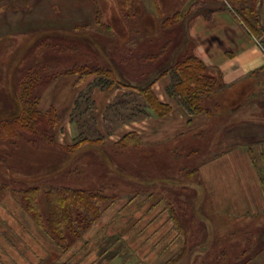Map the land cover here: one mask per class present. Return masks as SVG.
Returning <instances> with one entry per match:
<instances>
[{
    "label": "rangeland",
    "instance_id": "374dc122",
    "mask_svg": "<svg viewBox=\"0 0 264 264\" xmlns=\"http://www.w3.org/2000/svg\"><path fill=\"white\" fill-rule=\"evenodd\" d=\"M98 1L104 6L102 23L109 29L98 28L91 19L88 23L93 25L88 31L63 29L52 24L47 27L42 22L50 14L43 7L36 21L45 26L34 29L24 26L0 36V120L12 118L21 110L18 84L31 67L45 66L49 73H55L74 63L89 62L109 66L125 81L137 85L150 82L159 74V67L165 68L171 63L150 64L135 72L121 65L133 39L130 54L133 56L155 51L169 39L174 41L173 50L177 52V45L185 38L187 23L162 28V21L178 10L184 11L187 0H157L159 18L143 10L145 6L152 13L156 11L154 0H138L134 23L121 19L114 1ZM254 2L257 19L264 27V0ZM18 15L27 20L30 14ZM3 23L0 20V25ZM242 27L264 51L263 32L257 30L258 35H255L243 24ZM3 30L0 27V33ZM46 39L53 45L71 49H59L51 44L41 46ZM57 79L53 98L61 105L60 116L64 117L77 93L74 86L77 77L64 75ZM50 84L38 87L35 94L42 99ZM236 89L233 95L226 89L217 96L223 109L206 132L196 135L205 127L192 128L182 135L168 136L154 147L135 150L85 144L69 153L58 146L61 145L59 135L64 133L63 121L55 131L58 145L28 135L22 140L0 141V264H92L93 261L96 264H165L181 251L185 252L184 256L174 264H264V213L242 215L241 205L235 208L227 204L229 189L224 180L225 175L230 178L234 163L245 172L251 170L252 161L256 167L258 164L264 185V148L262 143H257L264 138V72L246 78ZM131 94L132 91L126 89L118 95L124 98V111L112 114L111 119L115 121L110 127L105 119L107 132L110 128L112 134L117 132L122 122L135 115L131 110L138 104L140 95L136 94L135 98ZM240 102H245L242 109L235 110ZM45 104L49 105L48 99L41 103L42 111ZM148 112L153 115L152 111ZM72 113L73 110L70 122ZM94 114L97 124L99 115L96 110ZM83 123L88 128L89 114L81 118L80 124ZM79 129L73 126L72 143ZM237 143L248 147L240 156L234 155L216 168L221 180L220 188H214L215 198L208 192L201 173L190 176L189 172ZM235 172L242 175L239 170ZM57 186L103 188L116 196L86 233L77 240L71 239L67 252L59 249L27 213L19 193L11 191L38 187L42 191L39 201L45 207L44 191ZM237 191L234 190L235 194ZM237 204H241V199ZM171 208L177 212L182 230L172 218Z\"/></svg>",
    "mask_w": 264,
    "mask_h": 264
},
{
    "label": "trees",
    "instance_id": "16d2710c",
    "mask_svg": "<svg viewBox=\"0 0 264 264\" xmlns=\"http://www.w3.org/2000/svg\"><path fill=\"white\" fill-rule=\"evenodd\" d=\"M212 1L213 3L221 2L226 8L229 7L228 9H231L241 23L255 35H258L259 30L264 34V27L257 19L258 10H256L255 0H195L188 14H184L179 10L176 11L173 15L162 21V28L183 25V22L187 18L206 10L204 8ZM114 3L123 21L134 23L137 20L136 7L138 0H114ZM101 14V9H99L95 24L98 28L109 29V26L102 23ZM209 15L210 11L205 18L209 19ZM90 28V25H86L80 28H74V30L88 31ZM134 43L135 39L130 41L131 48L129 47L127 50L126 57L122 58L121 65L124 66V69L126 68L128 71L135 72L147 68L150 64L164 65L165 63H170V61L171 63L165 68L159 67V74L152 77L150 82L137 85L125 81L121 78L118 71L109 66L92 65L89 62L74 63L70 67L55 73H49L45 66L31 67L18 84L21 110L12 118L0 120V141L12 142L22 140L24 135H28L39 139L41 138V140L48 142L50 145H58L55 131L60 127L62 118L55 107H51L45 112L40 109L41 99L40 96L35 94V90L40 86L52 83L58 77L64 75L77 76L75 82L76 88H79L92 75H96L95 80L85 90L80 91L73 109L71 123L76 128L82 129H79L78 136L75 137L72 145L65 147L58 145L69 153L75 152L85 144H99L107 148L111 147L105 145V137L97 128L94 114L95 102L92 96L95 88H100L104 91H114L123 88L132 91L131 95H134L135 98L136 94L140 95L138 97L140 102L137 100L138 104L133 106L134 109L131 110V114L133 113L135 115L125 120V122L120 120V123L122 122L121 124L119 123L120 126L149 117V112L147 113L149 110L160 117L171 112V107L168 104L162 103L153 92V85L167 74L170 75L172 80L166 88L167 94L171 98L178 100L191 115L205 113L210 118H215L220 115L223 108L217 100V96L227 87L224 83L223 73L220 68L206 65L191 51L184 52L180 55L177 50V54L173 50L174 41L172 39L161 43L160 47L155 51L150 50L151 52L142 53L138 56L130 55L133 52L132 46ZM49 44L51 43L46 39L42 41L41 46ZM55 46L59 49H71L59 44ZM177 46L176 49L179 48V45ZM259 71L261 70L253 74H259ZM244 103H238L235 106V110L242 109ZM124 105L123 97L117 98V101L110 105L105 114V119L109 122L108 126L113 125L115 121V119L113 121L111 119L112 114L124 111ZM136 109L138 110L136 111ZM87 114H89L90 121L86 125H89L88 128L84 127L85 123L80 124L81 118ZM136 114H139L140 117L136 116ZM206 130L208 129H202L196 135H200L206 132ZM112 132L113 130L110 128L108 134L111 135ZM239 145L241 144L237 143L232 147ZM115 146L122 149L137 150L144 147V142L139 133L129 132L117 141ZM201 165L190 171L189 175L199 174ZM11 191L12 193H19L27 213L36 220L38 226L47 233L63 252H67L70 248L72 243L71 239L77 240L86 233L102 216L106 205L108 206V204L113 203L116 198L115 195L106 193L103 188L88 190L57 186L44 191L43 194L46 197V206L44 207L39 201L42 191L38 187H29L24 190L14 189ZM133 200L128 203H132ZM168 204H170V201ZM170 210L176 225L182 230L183 227L180 224L181 221L177 212L173 211L172 208ZM184 251L185 248L183 249ZM184 254L185 252L182 254L181 251V253L171 257L165 264L176 263ZM92 264H96V262L93 261Z\"/></svg>",
    "mask_w": 264,
    "mask_h": 264
},
{
    "label": "crops",
    "instance_id": "0c3cea01",
    "mask_svg": "<svg viewBox=\"0 0 264 264\" xmlns=\"http://www.w3.org/2000/svg\"><path fill=\"white\" fill-rule=\"evenodd\" d=\"M105 1L109 2L114 0ZM186 2V9L182 11L184 14H188L195 0H187ZM154 3L156 5L155 13L150 12L145 6L143 10L145 9L144 12L146 14L159 18L158 14L161 12L159 9L160 7L157 5V0H154ZM43 7H46V12L50 14L48 17H45L42 22L45 23L47 27L52 24L56 27L58 25L63 26V29H74L86 25H93L92 22L88 23V21L90 19L91 21H96L98 10L102 9L104 6L103 4L101 5V2L98 0H0V20L5 23L0 25V27L4 29L0 33V36L3 37V35L11 34L13 30L24 28V26H28L29 29L45 26V24L41 25L42 23L39 24V22L36 21L39 20L41 8ZM204 9L206 10L186 19V35L177 49L179 54L181 55L184 52L191 51L206 65L220 68L223 73L224 83L227 85L223 91L227 89L229 92L232 89H236L238 84L246 78L256 76L257 74L253 73L258 70H261L259 73L264 72V51L257 40L244 30L242 24L234 16L233 12L223 6L221 2L213 3V1ZM209 11V19H206L205 16ZM19 13H28L30 15L26 20L25 18H21L18 15ZM73 13L76 14V16H73ZM62 14H64V16L58 18V16ZM95 78L96 75H92L85 81V87H82V89L76 88L77 93H75L72 98L71 109H69V112L64 115V117L62 116L63 118L61 117L63 121L62 130L64 133H60L59 141L64 147L73 144V125L70 122V113L71 110L74 109L73 102L76 97H78L80 91L85 90ZM57 80L58 79L54 80L48 86L47 90H45L44 94L47 98H45L44 95L41 99L40 105L46 99H48L49 103L47 107L45 104V110L43 112L51 107H55L58 111L60 110L61 105L57 104L56 100L53 98V94L56 91ZM171 81L170 75L167 74L153 85V92L157 98L162 103L168 104L171 107L172 110L169 114L162 117L153 114L146 119L124 124L120 130L111 135H109L106 130L105 114L110 105L116 101L118 95L122 93L123 90L126 91V89L104 91L100 88H95L93 90V98L96 104V114L99 115L97 128L105 137V145H115L125 134L137 132L141 135L144 146L149 148L160 144V142L166 140L168 136H179L192 130V128H194V130L204 127L205 129H209L214 118H210L205 113L191 115L178 100L171 98L167 94L166 88L170 85ZM59 113L61 115V111H59ZM259 142L263 144L261 147L264 148V138L257 143ZM246 146L247 144L232 147L226 152L214 157L215 159H210L200 166L199 174L201 173L208 192L210 191L215 198L217 196L214 188H220L218 183L221 180L219 175H216V168L220 163L232 158V156H240L242 154L241 151L246 150L248 147ZM263 155L264 154H262V156ZM250 162V171L252 174L249 170L244 172V169L234 163L231 166V170L233 171L230 174V178L229 175H225L224 177V180L228 182V184H226L229 189L228 197L230 200L227 204H232L235 208L237 205H241L240 207L243 208L242 215L247 216L264 213V185L260 180V170H258L259 168L256 162L257 167L252 161ZM238 170L242 175L235 172ZM237 189L239 191L235 194L234 190ZM238 199H241V204H237Z\"/></svg>",
    "mask_w": 264,
    "mask_h": 264
},
{
    "label": "bare ground",
    "instance_id": "6f19581e",
    "mask_svg": "<svg viewBox=\"0 0 264 264\" xmlns=\"http://www.w3.org/2000/svg\"><path fill=\"white\" fill-rule=\"evenodd\" d=\"M237 91V89H232L228 92L229 95H233L235 92Z\"/></svg>",
    "mask_w": 264,
    "mask_h": 264
}]
</instances>
